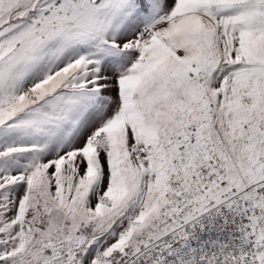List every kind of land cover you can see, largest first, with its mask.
<instances>
[{"label": "snow or ice", "instance_id": "snow-or-ice-1", "mask_svg": "<svg viewBox=\"0 0 264 264\" xmlns=\"http://www.w3.org/2000/svg\"><path fill=\"white\" fill-rule=\"evenodd\" d=\"M0 264H264V0H0Z\"/></svg>", "mask_w": 264, "mask_h": 264}]
</instances>
